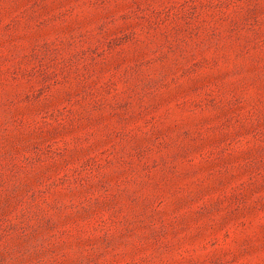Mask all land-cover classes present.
<instances>
[{
    "label": "rangeland",
    "instance_id": "rangeland-1",
    "mask_svg": "<svg viewBox=\"0 0 264 264\" xmlns=\"http://www.w3.org/2000/svg\"><path fill=\"white\" fill-rule=\"evenodd\" d=\"M0 264H264V0H0Z\"/></svg>",
    "mask_w": 264,
    "mask_h": 264
}]
</instances>
